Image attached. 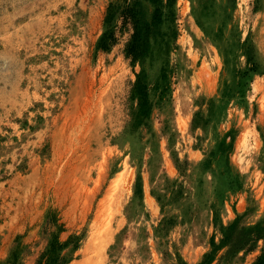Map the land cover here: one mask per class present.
Wrapping results in <instances>:
<instances>
[{
	"label": "rangeland",
	"instance_id": "1",
	"mask_svg": "<svg viewBox=\"0 0 264 264\" xmlns=\"http://www.w3.org/2000/svg\"><path fill=\"white\" fill-rule=\"evenodd\" d=\"M129 1L0 0V264H264V0Z\"/></svg>",
	"mask_w": 264,
	"mask_h": 264
},
{
	"label": "trees",
	"instance_id": "2",
	"mask_svg": "<svg viewBox=\"0 0 264 264\" xmlns=\"http://www.w3.org/2000/svg\"><path fill=\"white\" fill-rule=\"evenodd\" d=\"M109 13L107 14V16L105 17V21L111 23L112 19L114 18V16L116 15V13L120 12L124 15L125 19L128 18H134L135 22L137 23H141V25H139L138 27V31H137V40L142 41L145 39V36L148 33L149 28L151 27L152 24L148 23L147 21H142L141 18L139 17V15L142 12V6L141 3L139 2V0H135V1H129L125 6H119V5H110L109 6ZM159 8L156 7L154 10V15L156 16V14L158 13ZM156 17H153V21H155ZM106 36L107 34H104L101 37V42L99 43V45L101 46H105L106 42ZM139 45L140 43H133L129 46V50L131 52H134V54H139L140 53V49H139Z\"/></svg>",
	"mask_w": 264,
	"mask_h": 264
},
{
	"label": "bare ground",
	"instance_id": "3",
	"mask_svg": "<svg viewBox=\"0 0 264 264\" xmlns=\"http://www.w3.org/2000/svg\"><path fill=\"white\" fill-rule=\"evenodd\" d=\"M181 85H183V81H182V79H181ZM180 89H181V87H180ZM125 167V166H124ZM114 185V184H113ZM110 186V185H109ZM111 186H112V184H111ZM110 186V187H111ZM116 187H117V185H115ZM123 186V185H122ZM114 191V190H113ZM111 198H112V196H111ZM110 199V198H109ZM118 202V201H117Z\"/></svg>",
	"mask_w": 264,
	"mask_h": 264
}]
</instances>
